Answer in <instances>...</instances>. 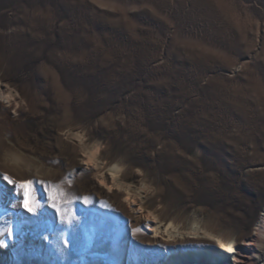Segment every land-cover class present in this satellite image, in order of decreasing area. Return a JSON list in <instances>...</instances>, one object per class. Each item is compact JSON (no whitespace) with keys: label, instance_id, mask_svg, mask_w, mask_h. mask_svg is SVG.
Listing matches in <instances>:
<instances>
[{"label":"rangeland","instance_id":"obj_1","mask_svg":"<svg viewBox=\"0 0 264 264\" xmlns=\"http://www.w3.org/2000/svg\"><path fill=\"white\" fill-rule=\"evenodd\" d=\"M0 83V264H233L155 240L92 149L185 232L234 244L264 215V0H0ZM5 175L33 181L36 215Z\"/></svg>","mask_w":264,"mask_h":264},{"label":"bare ground","instance_id":"obj_2","mask_svg":"<svg viewBox=\"0 0 264 264\" xmlns=\"http://www.w3.org/2000/svg\"><path fill=\"white\" fill-rule=\"evenodd\" d=\"M0 85L2 84L0 83ZM14 98V94L11 93L10 95H8V103L16 101ZM86 154H89L88 156H86L87 160H91V163L94 162L98 167L96 169V177H98L101 186L105 187L107 191H109V188H111L112 190L109 192H112L114 190L120 191L125 198V204H127V208L131 213V217L134 218L138 223H146L147 225H149V231H151L155 240L165 238L169 239V241L182 243L186 240L192 241L193 239H201L212 242V239H210V237H212L214 238L213 240L215 241V243H212L210 247H212V249L214 250L208 251L205 250L206 248H204L203 250H199L198 252L203 253V255L205 254L206 256H210L213 254V256L211 257H214L219 262L221 261V263H224L225 260L218 255V251L225 250V255H227V257L229 258L228 260H231L233 264H264V215L262 216L260 221H258L255 231L250 234L249 237L234 244L227 243V240L218 239L216 238L217 236H214L215 234H211L204 229L190 227V230L188 232H185L183 228L171 221L170 223H164V221L158 218V216L155 215L154 212L149 210L144 197L141 196V193L139 194L138 192H135L134 189L126 185L119 174L112 172L111 169H108L107 165L96 163V151H93L92 149L90 151H87ZM91 163L84 164L91 166ZM113 175L115 176V179H113ZM140 189L142 190L144 188L140 187ZM133 201H135L136 203L133 204ZM149 213L156 217L155 221L150 220L148 215ZM169 224H171L172 227L169 228ZM220 244H224L225 247H220ZM228 246H231L233 251H227ZM0 250H4L3 245H0ZM1 254L2 253H0V255ZM184 257L185 256L182 257V255H180L176 258H179L181 262H183L187 259ZM171 258L173 259L170 261V264H181L179 259L177 260L175 257ZM204 258L205 257H202L201 259Z\"/></svg>","mask_w":264,"mask_h":264},{"label":"snow or ice","instance_id":"obj_3","mask_svg":"<svg viewBox=\"0 0 264 264\" xmlns=\"http://www.w3.org/2000/svg\"><path fill=\"white\" fill-rule=\"evenodd\" d=\"M6 87V86H5ZM99 151V149H97ZM95 154V153H94ZM85 163H91V160H86ZM4 179L9 183V184H17L19 185L20 188L24 189L23 192V201H22V206L23 208L28 212L33 215L37 214L38 209L42 207L41 203L36 199L35 196V190L33 186V181L31 179L29 180H24L17 182L8 175L4 176ZM113 179H115V176L113 175ZM40 183H43L42 181ZM69 183H71L69 181ZM112 189L109 188V191ZM76 197L70 196L68 193H66L63 188L59 184H54L50 186V190L48 191V200L51 202L50 207L55 210L57 215L60 218L61 223H67L69 225L73 224V222H79L81 219V215H78L77 212L74 209H68L65 207V205H71L74 200H76ZM82 202L84 205H89L91 204V198L88 196H84L82 198ZM133 204L136 202L133 201ZM149 218L151 221H155L156 217L153 216L151 213L148 214ZM145 227H149V225H145ZM168 227H172L171 224L168 225ZM133 233L141 231L140 228H134L132 229ZM7 234L9 237L12 236L13 234V229L11 224H8L4 228H0V235ZM210 239H214L210 237ZM67 241H65V244L67 245ZM220 247L224 248V244H220ZM227 251H233L231 246L227 247Z\"/></svg>","mask_w":264,"mask_h":264}]
</instances>
